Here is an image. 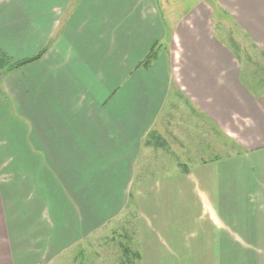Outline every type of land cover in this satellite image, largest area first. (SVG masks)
<instances>
[{"label":"crops","instance_id":"1","mask_svg":"<svg viewBox=\"0 0 264 264\" xmlns=\"http://www.w3.org/2000/svg\"><path fill=\"white\" fill-rule=\"evenodd\" d=\"M39 1L0 0V20L7 21L5 25L0 22V30L8 29L15 42L10 44L21 52H13L2 38L0 49L15 55L17 60L35 56L52 37L53 32L48 28L54 17L53 9L44 16L41 8L34 6ZM45 1L52 2L53 8L66 2ZM72 4H77L76 0H67L63 17ZM220 4L241 16L246 28L241 26L264 52V0H221ZM81 9L75 12L76 7L72 8L63 18L62 35L54 46L48 45L53 48L40 60L4 79L5 88L11 91L17 107L31 119L30 138L21 135V139L17 134L8 146V153H13L14 170L29 168L41 186L39 191L32 182H24L20 189L0 188V206L3 196L7 202H13L12 207H7V215L0 217L12 221L6 225L8 234L9 226L22 232L33 225L46 208L54 218L52 236L68 240L85 238L123 212L131 191L134 190L135 197L144 196L147 183L137 180V165L142 160L139 156L143 149L152 148L145 145V140L169 104L174 86L179 95L189 99L220 131L226 132L228 126L234 128L233 134L228 131L223 134L234 139L241 150L232 157L208 163L191 160L197 167L194 170L187 167L184 177L199 185L202 180L229 175V178H238L239 186H203L216 190V201L212 203H169L166 211L175 212L179 206L182 211L199 213L196 219H150L148 215L138 222L141 264H264V85L241 77L244 66L236 54L215 43L204 23L197 27L200 42L192 35L183 39L181 46L189 53V67L181 77L177 76L179 79L170 75L165 61L167 74L161 90L140 84L144 77L134 76V86H125L128 78L119 81L108 73L101 80L98 72L102 64L97 62L84 68L85 52L94 49L100 35V15L96 16L94 11L81 13ZM202 10L205 16L207 11ZM132 20L133 33H142L141 40L132 43L134 62V59H143L161 36L156 30L152 32V22L155 26L160 24L156 17L145 24ZM15 22L21 27L16 35L11 32ZM83 33H89L90 38L81 40ZM156 34L159 37L151 42ZM212 50L218 58L207 59L205 53ZM158 57L159 54L157 63ZM140 61L132 67L133 71L135 67L141 68ZM88 67L94 71L86 75ZM85 90L87 100L93 105L92 120L84 118L88 116L86 106L79 101ZM3 94L4 89L0 87V98ZM107 99L109 107L101 110ZM7 111L5 105L0 106V117ZM72 116L82 118L74 123ZM22 130L25 132L27 128ZM233 159L237 160V166ZM88 168L91 171L87 173ZM179 177L180 174L175 179L158 178L166 180L156 183L164 198L170 195L161 190L163 185L173 194L177 184L172 181L185 185ZM34 192V201L26 206L23 197ZM156 210L162 211V208ZM47 231L49 226L38 221L31 234L40 239ZM41 250L46 254L47 246ZM24 263L28 261L22 258L18 264Z\"/></svg>","mask_w":264,"mask_h":264},{"label":"rangeland","instance_id":"2","mask_svg":"<svg viewBox=\"0 0 264 264\" xmlns=\"http://www.w3.org/2000/svg\"><path fill=\"white\" fill-rule=\"evenodd\" d=\"M66 2L55 8H53L54 5L52 2L45 0H40V4L37 3L34 5L36 9L41 8L44 16L53 9L54 17L48 28V31L53 33L45 47L48 50L50 43H53V46L56 44L57 39L62 35L63 18L68 16L72 8L76 7L75 12H78L84 6L81 9V13L87 14L88 12L94 11L96 16L100 15V35H97L94 49L85 52L87 60L84 63V68L97 62L102 64V69L98 72V78L101 80L104 78V74L108 73L112 75V79L114 75L119 81L128 78L125 81V86H129L130 84L133 85L135 81L134 76L144 77L145 80H140V84L144 83V86H148L149 88L155 86L161 90L164 87L163 79L167 74L163 66L165 61H168L170 75L172 77L174 75L176 79H179L178 77L182 76L183 70L189 67V53L183 50L181 44H184L183 39L184 37L186 39L188 35L190 37L192 35L193 38H198L199 42L201 41V36L197 31V27L200 24L204 23V28L208 30L209 35L215 43L223 44L227 48V52L232 51L230 45L221 41L214 32L215 19L218 21L220 18L219 21L222 22V25L224 23V25L218 31L219 35L228 38L233 29L231 27L236 24L238 30L235 29L234 31L235 39L248 53L253 54L256 61L260 62V55L254 50L252 52L249 50L248 43L246 42L249 33L242 27L244 25L241 21V16L239 17L238 14H234L235 12H230L224 5L223 7L220 4L221 0H127L128 3H125V0H76L77 4H72L71 8L68 9L63 17L62 13ZM211 3L223 7L224 13L225 11H229L231 18L227 17L226 13V15L219 16L218 19L215 18L216 13L214 14L213 7L210 5ZM131 7L133 8L131 9ZM202 8L207 11V13L205 12V16ZM153 17H156L160 23L158 26H155L153 22L151 24L152 32L156 30V32H160L161 36L157 40L158 43L155 48V51L160 57H158L159 63H157L156 58H153L149 70L142 67V69L137 70L135 67L133 71L132 67L142 58L139 60L134 59V62H132L135 56L132 43L136 40H141L142 33H133L134 25L131 20L133 19V22L139 21L145 24L147 21L150 22L149 19ZM138 18L139 20H137ZM0 22H3L5 25L7 21L0 20ZM134 24L139 23L136 22ZM11 32L14 35L21 32L19 22H15ZM9 35L10 32L6 27L0 30V39L2 38L5 42L9 43V48L18 54L21 51L14 49L11 45L15 44L14 39ZM158 35L156 34L151 42L157 39L159 37ZM11 38L13 40L9 42L8 39ZM89 38V33H83L80 37L81 40H88ZM150 50L148 49L143 59ZM96 51L97 53H94ZM209 52L205 53L207 59L218 58L214 50ZM10 55L17 59L15 55ZM100 58L101 60H99ZM243 65V74L241 77L244 80H253L254 78H257V80L260 79L261 81L264 80L262 78L264 76L262 71L255 66L249 65L245 60L243 61ZM92 71H94V68L88 67L86 69V75ZM13 72L15 70L0 74V87L4 89L3 97L0 98V106L5 105L8 108L7 114L4 117H0V188L7 189L9 187H16L20 189L23 187L24 182H32L39 191L41 186L37 175L26 167L14 170L15 165L12 163L14 160L11 158L13 153H8V150H10L8 146L17 134L21 139V135L26 136L27 139L30 138L29 129L31 124L30 117L17 107L11 91H7L5 88L4 79ZM222 73L224 74L225 70ZM220 81H222V78ZM171 93L176 94L174 86L171 89ZM169 98L175 103V106L170 108L167 104L159 117V122L155 129L169 140L172 137L177 138L181 146L174 144L173 152L169 153L161 150L156 151L152 148L143 149L144 152L139 156L142 160L140 159L137 165L139 167L137 172H140L137 175V180L147 183L144 196L136 197L134 200L129 199L128 205L121 214L111 220L105 221V224L103 223L104 225L99 230L94 231L85 238L71 237L68 240L56 235L52 236L54 218L46 208H44L41 218L39 220L36 218L33 225L22 232L15 231L9 226L10 234H8L6 225L12 221L6 218H0V264H18L22 258L28 261L26 264H119L123 258L120 254L121 247L119 244L130 237L131 230H135V233H138V236L136 234L135 237L138 241L136 242L134 238L131 246L134 249H140V227L137 226L134 228L136 222L141 223V220L148 218V215L150 219H196L199 213L195 211H182L179 206H176L175 209L178 212L166 211L168 210L169 203L170 205L212 203L216 201V195L214 194L216 190H207L203 186L207 185L214 188H224V186L238 187V178H229V175L222 176L221 174L218 178L212 177L206 181L202 180L199 185L187 181L183 175V171L190 160L197 163H208L215 155L224 156L234 152L235 148L233 144L222 134L227 131V133L231 132L233 134L234 128L228 126L226 131V125L222 123L220 125L226 132L221 130L222 132L220 133L217 131L215 125L212 128L211 124L203 118L205 115L201 111L195 110L197 113H193L184 101H176V99H173V94H170ZM79 101L86 106L88 116H84V118L87 120L94 119L91 116L93 113V105L87 100L86 90L83 92V98L81 97ZM109 104V99L104 101L103 105L100 106L101 110H106ZM165 112L167 116H165L163 123H161V117ZM72 118L73 122L77 123L82 116H72ZM26 128L27 131L24 132L22 129L25 130ZM234 160L236 159L232 161ZM179 163H185V166H181ZM232 165L233 163L228 166L232 167ZM234 166H237V160ZM187 167L188 169L192 167L191 170H194L197 166L196 163H189ZM90 171L91 168H88L87 173ZM179 174L180 177L178 180L185 181V185L181 186L178 184L179 181H172L177 184L174 194L172 191H169L168 186L163 185L161 190L170 195L164 198L160 190H158L156 183L158 181L165 183L166 180H159L158 178L174 177L175 179ZM7 197L8 194H6ZM35 197V192L33 194L26 193L23 197L24 204L29 206L28 204L33 202ZM18 198L20 199V197ZM7 201L3 196V201L0 206V217L7 215V207H12L13 202ZM158 207L162 208V211H157L156 209ZM38 221H42L49 226V231L40 239L37 238V235L33 237L31 234V231L37 225ZM2 227L3 231L1 230ZM44 245L47 246L46 254L41 250ZM126 256L128 257V255Z\"/></svg>","mask_w":264,"mask_h":264},{"label":"trees","instance_id":"3","mask_svg":"<svg viewBox=\"0 0 264 264\" xmlns=\"http://www.w3.org/2000/svg\"><path fill=\"white\" fill-rule=\"evenodd\" d=\"M210 5L213 7L214 14L216 13L215 18L218 19L219 16L226 15V14H227V17L231 18L230 13L225 11V13H226L225 14L224 8L221 7L220 5H216L214 3H211ZM220 19H218V21H216V19H215V22H214V31H215V34L217 35V37L221 41H224L225 44L230 45L232 52L236 54L241 65H243V61L245 60L249 65L255 66L257 69H259L260 71H262L264 73V52L261 50V48L254 41L250 40L251 38L248 36V38L246 39V42L248 43L249 50H251V52L254 50L256 53H258L260 55V57H259L260 62H259V61L255 60L252 53H250V52L248 53L247 50H245V48L243 46L241 47L239 42L235 39L234 31H235V29H237L236 24H234L231 27L233 29L231 30V33L229 34L228 38H226V37L224 38L223 35H219L218 31L224 25V23L222 25V22L219 21ZM226 40H228V41L226 42ZM156 46H157V43L151 48V50L146 55V57L141 61V63H139V65H138L139 67L143 66V67L147 68L149 66L150 62L152 61V59L156 58V56L158 54L155 51ZM245 47H247V45H245ZM46 50H47V47H44L35 56L17 60L15 58H13L5 50L0 49V74H4L5 72H9V71L18 70L24 66L32 64L34 62H37L38 60H40L42 58V56L46 52ZM241 51H242V53H241ZM262 78H264V76H262ZM251 83H257V84L260 83V84L264 85V80L261 81L260 79L257 80V78H254L253 80L251 79ZM171 94H173V99H176V101L177 100L184 101V103L187 105V107H189V109L193 113H195L198 110L191 103V101L189 99L185 100L183 98V96H184L183 94L179 95L177 90H176L175 95H174V93H171ZM168 106H170V108H171V107L175 106V103H173L172 100H170ZM165 116H167V115H165ZM203 118L211 124L212 128L214 127L215 124L211 120L207 119L204 116H203ZM216 129L218 132L221 133V131L218 129L217 126H216ZM171 137H172V135H171ZM224 137H227L228 140L233 144V146L235 148L234 152H232L230 155H224V156L223 155L222 156L215 155V156H213V158L210 161L219 160V159H222L223 157H227V156H233L234 154L241 152L239 146L236 144L234 139L228 137L227 135H224ZM174 144L180 145L181 143L179 142V140L177 138H174V137H172L171 140L165 138V136L162 135L156 129L153 131H150L146 140H145V145L147 147H152L156 151L161 150L165 153L173 152ZM178 148L181 149L179 146H178ZM188 163H193V162L190 160V162H188ZM184 164L185 163H179V165H181V166H185ZM184 171L185 172L187 171V165L184 167ZM139 173L140 172H137V175ZM134 198H136V197H135L134 190H133V191H131L129 199L134 200ZM134 226H135L134 228H136L137 226H139V223L136 222ZM130 232H131L130 237L128 239H126L124 242L122 241V243L119 244V246L121 247V253L120 254L123 256V258L119 264H141V253H140L139 249H134L131 246V242H134V238L136 237V234L138 236V233H135L136 232L135 230H133V231L131 230ZM135 240H136V242L138 241L136 238H135ZM126 255H128V257Z\"/></svg>","mask_w":264,"mask_h":264},{"label":"bare ground","instance_id":"4","mask_svg":"<svg viewBox=\"0 0 264 264\" xmlns=\"http://www.w3.org/2000/svg\"><path fill=\"white\" fill-rule=\"evenodd\" d=\"M27 2V1H26Z\"/></svg>","mask_w":264,"mask_h":264}]
</instances>
